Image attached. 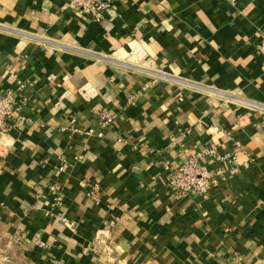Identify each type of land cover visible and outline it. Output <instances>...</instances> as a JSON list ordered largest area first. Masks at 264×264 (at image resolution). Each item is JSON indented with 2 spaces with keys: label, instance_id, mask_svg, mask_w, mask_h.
Instances as JSON below:
<instances>
[{
  "label": "crops",
  "instance_id": "obj_1",
  "mask_svg": "<svg viewBox=\"0 0 264 264\" xmlns=\"http://www.w3.org/2000/svg\"><path fill=\"white\" fill-rule=\"evenodd\" d=\"M111 1L0 0L25 120L0 135V264H264V0ZM209 149L210 195L171 190L162 164Z\"/></svg>",
  "mask_w": 264,
  "mask_h": 264
},
{
  "label": "built area",
  "instance_id": "obj_2",
  "mask_svg": "<svg viewBox=\"0 0 264 264\" xmlns=\"http://www.w3.org/2000/svg\"><path fill=\"white\" fill-rule=\"evenodd\" d=\"M82 14L99 19L101 15L112 7L111 0H69ZM258 52L264 59V41L258 47ZM15 91L9 90L0 92V135L10 132L14 126L21 125L24 119H14V113L18 108V102L14 96ZM100 127H109L113 122V115L106 110H101L98 114ZM208 156H214L216 160H226L224 157L216 154L212 149L199 151L186 156L181 162L175 166L169 163L162 164L163 174L167 180L168 186L179 196H186L191 193H197L202 196H209L211 189L217 185L220 177L224 173L223 169H209L202 159ZM232 159V158H231ZM230 160V159H229ZM67 167L63 162L58 166L59 171H63ZM53 193V201L58 205L62 201V196L55 186L49 187Z\"/></svg>",
  "mask_w": 264,
  "mask_h": 264
}]
</instances>
